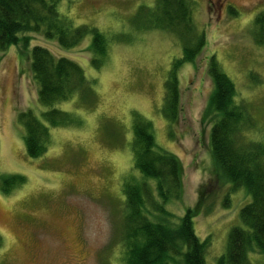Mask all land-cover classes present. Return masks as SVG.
Listing matches in <instances>:
<instances>
[{"label": "rangeland", "instance_id": "rangeland-1", "mask_svg": "<svg viewBox=\"0 0 264 264\" xmlns=\"http://www.w3.org/2000/svg\"><path fill=\"white\" fill-rule=\"evenodd\" d=\"M194 1V20L204 28L206 43L195 63H185L178 70L176 122L167 121L161 104L168 69L180 54L178 45L164 30L137 31L131 17L139 4L153 0H58L61 16L107 33L111 46L99 69L90 62V34L80 44L66 48L56 39L31 32L27 48L12 44L0 51V174L26 176L10 193L0 190L4 240L0 264L124 263L125 253L117 241L123 221L122 186L128 174L134 175L129 147L133 112L151 122L157 145L174 153L183 166L184 194L171 205L172 210L181 214L184 207L193 206L199 186L205 184V205L194 219L195 231L200 239L211 240L205 260L216 264L230 228L240 224V208L251 196L243 187L229 192V182L212 176L216 164L209 143L211 124L200 121L212 90L206 62L214 54L233 79L237 96L252 108L253 128L247 136L261 138L264 47L254 43L251 22L264 8V0ZM228 5L237 13L231 14ZM35 44L47 47L54 56L77 61L86 77L95 80L96 101L84 108L85 117L74 106L73 97L59 102L56 106L68 111L73 120L79 121L80 113L83 124L49 126L52 143L44 154L32 157L23 144L18 113L27 108L38 116L41 112L30 68ZM250 73H256L261 83H251ZM226 195L228 206L223 205ZM254 255L249 253L252 264H260Z\"/></svg>", "mask_w": 264, "mask_h": 264}, {"label": "trees", "instance_id": "trees-1", "mask_svg": "<svg viewBox=\"0 0 264 264\" xmlns=\"http://www.w3.org/2000/svg\"><path fill=\"white\" fill-rule=\"evenodd\" d=\"M57 2L0 0V51L12 44L27 48L31 32L56 39L66 48L80 44L90 34L87 46L91 52L90 62L94 69L104 66L111 46L107 33L97 26L75 24L71 18H64L57 11ZM194 3V0H153L148 5L139 4L131 16L137 31L164 30L178 45L180 54L174 57L168 69L161 104L164 116L171 123L179 118L178 70L185 63H195L206 43L204 28H199L194 20ZM228 10L231 14L237 13L231 5ZM251 24L254 43L264 47V8ZM30 56L41 106L40 118L27 108L18 113V120L24 128L23 144L27 154L37 157L52 143L49 126L83 124L84 108L88 109L96 101L95 80L86 77L77 61L54 56L45 46L33 45ZM207 58L206 70L212 90L200 121L211 124L209 143L216 164L212 176L229 182V192L243 187L251 196L238 212L240 224L230 228L225 250L215 261L216 264H252L249 258L252 252L257 254L254 256L260 264H264V134L256 140L247 136L254 122L250 104L237 96L233 79L222 70L216 56L211 54ZM250 78L251 83H261L256 73H250ZM71 97L77 110H82L81 116L78 112L79 121L56 106ZM129 139L134 175L128 174L122 186L123 221L117 241L125 253L123 264H207L205 255L211 240L200 239L194 221L205 205V184L199 186L193 206L184 207L181 214L174 212L171 205L184 194L180 159L157 145L151 122L137 112H133ZM25 180L26 176L21 173H1L0 190L10 193ZM223 205H229L227 195ZM3 244L0 234V248Z\"/></svg>", "mask_w": 264, "mask_h": 264}]
</instances>
